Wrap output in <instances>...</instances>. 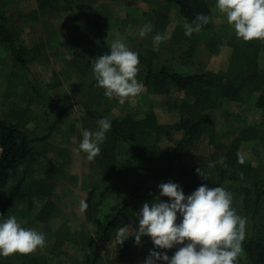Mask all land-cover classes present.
<instances>
[{
    "label": "rangeland",
    "instance_id": "rangeland-1",
    "mask_svg": "<svg viewBox=\"0 0 264 264\" xmlns=\"http://www.w3.org/2000/svg\"><path fill=\"white\" fill-rule=\"evenodd\" d=\"M205 1L212 26L191 35L185 34L186 21L177 7L163 0H78L82 12L72 10L64 0H57L39 10L37 20L26 14L38 7V0H0V11L7 17L17 44L27 49L25 55L31 79L53 97L68 95L73 101L79 98L75 93H83L95 79L92 60L102 53H110L109 46L117 38H122L133 50L139 46L157 50L161 62L181 73L227 71L235 51L239 52L235 46L251 43L246 51L254 53L250 69L254 80L245 92V99L219 98L212 109L201 112L208 114L207 124L192 146L175 161L178 172L174 182L185 192L190 183L215 185L210 178L216 177L217 169L215 165L209 167L213 154L223 155L224 151H229L236 138L242 139L236 152L244 161L260 171L264 169V108L255 105L256 98L264 93V39L238 37L225 14L216 9V0ZM148 22L153 30L140 37V27ZM157 32L166 37L158 44L153 39ZM190 45L193 52L186 56L184 52ZM12 62L10 55L0 48V118H10L12 111L22 110L31 131L41 135L46 131L49 107L33 94L22 71L12 66ZM138 68L136 76L142 82L141 66ZM88 92L94 106L114 116L143 119L151 113L156 126L161 127L146 126L139 143L156 147L160 162L184 133V129L177 126L190 116L189 106L183 103L193 101L173 87L168 92L157 93L144 84L139 94L124 98L123 103L117 96H105L104 89L96 83ZM82 114L83 108L75 103L53 132L36 144L41 154L30 173L46 183V193L37 202L41 206L50 201V214L38 219L32 211L22 217L24 204L14 202L5 215H16L22 226L42 231L45 245L30 253L0 255V264H30L33 258L37 259V264H84L90 252V237L98 238L95 219L102 218L135 187L134 171L125 168L129 163L136 164L137 144L111 143L106 138L101 145L106 149L113 146L109 153H101V150L94 159H87L82 150H76L82 139ZM143 131L148 134L144 136ZM197 168L202 169L204 177L196 172ZM160 180L161 177L155 181ZM156 182L150 181L152 185ZM156 196H146L140 206ZM82 200L87 202L86 208L81 207ZM237 205L233 197L232 206L239 208ZM121 221L122 224L110 230L107 239H97L101 250L98 264H141L148 250L154 247L146 235L139 245L131 236L122 245L117 244L115 235L119 226L131 224L135 228L138 224L135 212L130 209L121 215ZM171 250H167L170 256Z\"/></svg>",
    "mask_w": 264,
    "mask_h": 264
},
{
    "label": "trees",
    "instance_id": "trees-1",
    "mask_svg": "<svg viewBox=\"0 0 264 264\" xmlns=\"http://www.w3.org/2000/svg\"><path fill=\"white\" fill-rule=\"evenodd\" d=\"M55 1L57 0H38V7L30 10L26 14L27 17L37 20L39 10H44L48 3L55 4ZM64 1L72 10L82 12V5L78 0ZM163 1L173 3L186 22L192 21L197 13L209 15V7L205 0ZM211 26L209 21L201 29L207 30ZM15 39L14 31L8 27L7 17L0 11V48L12 58L14 62L11 63L12 66L22 71L25 83L29 85L33 94L43 104L48 105L49 117L46 119L48 122L46 131L41 135L31 131L22 110L12 111L10 118H0V213H3L4 217L14 202L24 204L25 213L21 212L22 217L32 211L35 212L38 219H43L50 214L52 209L50 201H46L41 206L37 202L46 193V183L44 179L32 175L30 168L40 158L41 153L36 146L37 142L42 141L53 132L60 119L73 108L75 103L80 104L83 108L82 129H97L98 119L106 116L112 122L111 129L106 133L107 140L111 143L117 141L136 143L139 149L136 164L129 163L125 168V170L132 168L137 183L121 202L110 207L102 218L95 219L99 227L98 238L90 237V252L86 254L84 264H98L101 250L97 239L101 241L107 239L110 230L120 222L122 224L121 215L126 210L130 209L131 212L136 213L141 207L142 199L151 194L159 195L157 186L160 183L176 179L175 174L178 171L175 169V161L192 146L208 122V114L201 112L212 109L219 98L231 101L244 100L245 92L254 80V72L250 71L255 60L254 53L246 51L252 46L251 43L242 47L236 45L235 50L241 53L235 51V57L232 58L229 69L217 73L212 71L181 73L161 62L157 50L150 47H137L135 51L139 53L142 83L147 89L165 93L173 87L193 100L192 104L183 103L186 107L189 106L190 114L187 119H183L177 125L184 129L183 135L167 152L166 159L160 162L156 147L139 143L142 129L146 126L149 128L161 127L156 126L151 113L143 119H134L129 115L121 118L97 108L88 95L90 86H94L96 83L95 79L83 93H75V96L77 93L79 95L75 101L68 95L59 98L53 97L40 83L31 79L28 59L25 55L27 49L18 45ZM192 52L193 46L190 45L184 53L188 56ZM244 63L245 65L242 66ZM255 105L264 108V93L256 98ZM144 133V136L148 134L147 131ZM241 140L236 138L231 143L230 150L224 151L223 155L217 152V154H213L212 162L216 166L217 175L210 180L215 181V185H221L228 189L233 194L234 200L238 202L239 208L234 207L237 213L247 217L246 235L242 241V251L237 257V264H264V169L260 171L244 160L240 162V155L236 152V147ZM100 147L101 153H109L113 146L108 149L105 148V145ZM262 151L264 155V139L262 140ZM160 177L161 180L156 182L155 180ZM150 181L156 182V184L152 185ZM200 185L201 183L188 184L185 194H190ZM160 198L168 199L166 196ZM174 251L172 249L171 254ZM25 258L29 259V256ZM36 260L33 258L29 263L37 264ZM38 260L40 259L38 258Z\"/></svg>",
    "mask_w": 264,
    "mask_h": 264
},
{
    "label": "clouds",
    "instance_id": "clouds-1",
    "mask_svg": "<svg viewBox=\"0 0 264 264\" xmlns=\"http://www.w3.org/2000/svg\"><path fill=\"white\" fill-rule=\"evenodd\" d=\"M216 9L225 14L238 37L264 39V0H216ZM209 21L208 15L197 13L192 21L185 23V34L200 31ZM152 30L153 25L145 23L138 35L143 37ZM165 38L159 32L153 37L157 44ZM109 48L110 53L92 60V75L96 84L104 89L105 96H117L123 103L124 98L135 96L143 89V83L136 76L139 53L122 38L114 39ZM111 126L110 118L100 117L97 129H83L76 150H82L87 159H94ZM239 159L243 162L244 157ZM212 166L214 162L209 163V167ZM196 172L204 177L201 168ZM157 187L159 195L143 202L135 213L137 226L124 224L116 229L117 244L122 245L131 236L139 245L142 236L150 237L154 247L148 250L141 264H237L246 235L247 217L238 214L232 206L233 194L228 189L201 184L185 194L182 186L172 180ZM163 196L168 199H160ZM81 207H87L85 200L81 201ZM45 243L42 231L22 226L16 215L4 217L0 213V255L30 253ZM170 249H175L171 256L166 251Z\"/></svg>",
    "mask_w": 264,
    "mask_h": 264
},
{
    "label": "built area",
    "instance_id": "built-area-1",
    "mask_svg": "<svg viewBox=\"0 0 264 264\" xmlns=\"http://www.w3.org/2000/svg\"><path fill=\"white\" fill-rule=\"evenodd\" d=\"M0 150H1V147H0Z\"/></svg>",
    "mask_w": 264,
    "mask_h": 264
}]
</instances>
